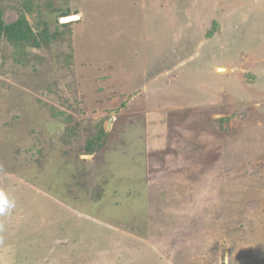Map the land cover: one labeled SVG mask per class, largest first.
Here are the masks:
<instances>
[{"label": "rangeland", "instance_id": "1", "mask_svg": "<svg viewBox=\"0 0 264 264\" xmlns=\"http://www.w3.org/2000/svg\"><path fill=\"white\" fill-rule=\"evenodd\" d=\"M0 7L7 23L22 12L36 34L55 35L41 47L4 39L0 50V168L15 180L24 174L35 189L21 202L26 217H15L20 239L35 216V235L25 236L34 239L4 250L0 264H156L162 254L178 264H264V0H0ZM67 10L80 20L61 25ZM222 100L214 108L189 105ZM152 112L158 118L149 129L157 134L165 120L182 132L210 130L211 142L226 131L222 191L205 180L162 216L151 217L155 203L146 200L141 209H121L123 194L147 190L134 158L147 129L141 117ZM195 120L202 122L187 123ZM101 130L107 148L99 162L85 151ZM16 141L20 157L27 148L33 160L23 168L16 158L19 174L9 163L20 152L12 151ZM91 173L105 190L94 192L98 202L84 196ZM62 183L75 192L66 191L65 209L42 195L62 197ZM64 214L76 241L51 244L48 255L52 219ZM38 215L51 225L42 227ZM183 220L190 232L182 233ZM160 239L166 248L155 249Z\"/></svg>", "mask_w": 264, "mask_h": 264}, {"label": "crops", "instance_id": "2", "mask_svg": "<svg viewBox=\"0 0 264 264\" xmlns=\"http://www.w3.org/2000/svg\"><path fill=\"white\" fill-rule=\"evenodd\" d=\"M216 75L219 78L223 77V75L217 73V70H216ZM222 86L223 85L221 84L220 87L217 88L218 92L219 91H221V93L225 92V90L222 91L223 90ZM157 89L160 90V88H157ZM154 90L155 89H153V91ZM143 91H148V89H146V86L144 87ZM223 103H224V100H222V103L221 101H218L217 103L214 102L212 105L210 104V102L195 104V105H193V103L191 104L189 103V105L192 106L193 108L197 106H203V104H208L210 108H214V107L221 106ZM157 112H161V111H157ZM215 116L216 115H212V118L214 119ZM157 118L158 117H154L153 112L151 114H143L141 119L145 123H147V129L145 130L144 128L143 130L140 131L138 137L139 139L142 138V145L139 148L137 146V149L135 150L137 154L134 158V161L135 163L141 166V171L137 176V181L141 180L143 184V188H147V190L144 195H141V192H140L141 190L133 192L131 189V192L129 191L128 193L123 194L122 203H121L122 205L121 209L123 208V211H124L127 205H130L132 209H137V208L141 209L142 201L144 202L146 200L147 202H152V203L154 202L155 204L152 206L150 205L151 209H149L151 210V212H153L151 214V217H155L156 215L161 213L164 207L175 209L179 206H183L184 204L183 205L181 204L183 201H185L186 197L185 199H183V201H181L180 195L187 196V194L190 192L189 189H191L192 186L202 185L205 182V180H212L213 182L208 181V183H212L213 186L216 187L217 193H219L221 189L220 187L223 186L222 183L223 181H225V177H226L225 172H224V168L226 164H225V161H223L226 149L224 148L223 141L218 139L214 142H211V140L209 139L211 135L210 130H205V132L201 130L202 132L196 131L195 133L193 129H190L188 132H182V129L180 130L181 126H174L172 124L170 125L171 121L167 122V120L162 121L163 123L161 126H159L160 128V129L158 128L159 130L156 128V130L160 132L159 134H157L155 131H150L149 129L150 122L153 124L154 121H157ZM130 121L131 120H128L126 122L129 123ZM133 121H137L136 118H134ZM201 122L196 120L197 124ZM187 123L192 124L193 122L191 121ZM173 126L177 130L173 129ZM16 134L18 135L17 132ZM194 135L196 137L199 136L200 137L199 140L198 139L195 140ZM60 139H61V134L57 138L58 146L60 144ZM17 146L19 145L16 141V146L12 148V151L20 150V152L14 153L15 155H12L13 159L12 160L10 159L9 163L15 169L14 171L17 170V173L19 174L17 167L22 165L24 168L29 163L32 164L33 160L30 161V157L28 156L29 153H26L27 148L24 151L25 152L24 156L20 157L19 154L21 152L23 153V151L20 146H19L20 148H16ZM58 151H59V148H58ZM127 156L128 158H125V159L122 158V160L126 162H130L131 157L129 155ZM16 158L17 160L21 161L20 162L21 165L20 164H17V166L13 165V161ZM59 160H60L61 166L65 164L63 163L65 162V156L61 155L60 153H59ZM100 161L101 159L99 158V162ZM97 163L98 162L96 158L95 160L93 159L89 162V164L92 166L97 165ZM76 164H78V162ZM95 170L96 168L94 167L93 170L91 171H95ZM209 171H215L213 174L214 175L213 178L204 177ZM100 174L101 173H98V175ZM19 175L15 174V177H16V180H15L12 172L6 173V172H3L0 168V256L4 250L12 248L15 242L17 241H19V243L20 242H24V243L27 242L28 244L29 242L31 243L34 238L33 239L31 238V240H28L29 241L28 242L26 241L25 236L29 235L30 237L32 235H35V230L33 226L35 216L30 218L28 221L29 227L31 228L29 227L26 228L25 226L20 228V229L24 228L21 233L22 236L20 239H18L19 234L16 233L18 224H16L17 221H15V217L18 216L21 219H24L26 217L25 212H24L25 209L22 207V203L25 204V202H27L26 201L28 198L27 196L30 195L31 191L35 190L33 186L26 183L28 182L27 179L22 178L24 174H19ZM75 176L76 175H74V178ZM90 176H91V184L93 187L90 188L91 192L90 193L86 192L84 196L88 199L90 198L98 202L97 200H100V199H97V197H94L93 190H96L99 186L97 185L98 184L97 182H95L97 183L95 184L92 181V177H95V175L93 174L92 176V173H91ZM107 177L103 178V180L106 179ZM110 177L111 178L108 179L106 183H104V185L107 188L111 184V180L114 178L113 175H110ZM127 177H133L132 173L127 174ZM119 183L121 182H116V183H113L112 185H116ZM131 183L133 182H130L127 185L132 188ZM133 184L134 185L136 184L134 188L136 187L138 188L139 186L138 182L133 183ZM61 186L63 189L62 197L58 196L54 198L50 196L49 194H47L45 191H42V195L47 196V198H51L56 204L58 203V205H61V207L65 209L66 191H69L70 194L74 193V196H75V192H72L71 190H69L68 187H66L64 183H62ZM58 189H59V186H58ZM192 190H194V188ZM24 192L26 194L25 196L23 195ZM103 192H105V190H103ZM112 194H115V192L113 191ZM20 198L21 200L19 201ZM116 205H118V203ZM183 208L185 207H182V209ZM18 209H21L20 214H18ZM171 215L172 214H169L168 217H170ZM158 216H162V215H158ZM37 217L40 218V215H38ZM81 217L85 218L87 216L81 215ZM175 217L177 216L175 215ZM87 218L89 219V217ZM40 219L43 225L42 227H45V225H48V226L51 225V222H49L48 220L46 221V218L43 217ZM183 219H185V217H183ZM52 220L54 221L57 220L56 221L57 229L54 232H51L49 234L50 243L46 247V249H48L46 254L48 255H50L49 247L51 244L53 245L56 244V246L53 247L52 250H54L55 248L60 249V247H63L65 249L67 238L70 239V242L75 243L74 240L76 241V235H72L70 232L68 233V235L66 233V215L65 214L63 217L60 218V220L55 219V218H53ZM186 223L187 222L183 220V228L190 227ZM58 224H60L59 229H58ZM185 228L182 230V233L190 232L189 229H185ZM44 229L42 230L44 231ZM42 230H40L39 233H43ZM177 233L178 232H176V234ZM159 242H160V244L158 243L159 246L155 249L166 248V247H162L161 239ZM19 245L20 244H18L16 247H18ZM30 248H33V246L31 245ZM73 248L76 250L78 249L82 250L83 246L82 248L76 247V246ZM163 256L165 255L162 254L160 257L161 258L160 261L156 262V264H178L176 259L171 258L169 256H165V257ZM127 264H131V263L129 262Z\"/></svg>", "mask_w": 264, "mask_h": 264}, {"label": "trees", "instance_id": "3", "mask_svg": "<svg viewBox=\"0 0 264 264\" xmlns=\"http://www.w3.org/2000/svg\"><path fill=\"white\" fill-rule=\"evenodd\" d=\"M69 15H71V12L67 10L66 12L62 13L61 17H66ZM4 39L11 43L28 44L32 47H41L42 43L52 42V40L55 39V35L48 36L47 33H43L41 35L36 34L29 20L27 19L25 14L22 12L18 14V18L15 21L7 23L4 19V12L2 8L0 7V50L2 48V42ZM192 122H193L192 124H195V125L197 124L196 120ZM219 130L213 133V135H215L216 138L218 136L217 140L220 139L221 141H223L224 148L226 149V141L224 142V139H226V133H225L226 131L220 128ZM106 137H107L106 131L101 130L100 135L96 139L94 140L92 139L91 141H88L85 154H89V155L96 154L101 159L102 157L100 155H102V152L107 148ZM226 153L227 152L225 151L224 159H226ZM77 162L78 161H76V163ZM78 164H80L82 167L81 161H79ZM82 170L83 168H80L77 171L76 176L80 175V173H82ZM97 190L98 192H100V195H101L103 188L99 186L96 190H93V193ZM86 192L90 193L91 189L88 188Z\"/></svg>", "mask_w": 264, "mask_h": 264}, {"label": "water", "instance_id": "4", "mask_svg": "<svg viewBox=\"0 0 264 264\" xmlns=\"http://www.w3.org/2000/svg\"><path fill=\"white\" fill-rule=\"evenodd\" d=\"M80 18L81 17L79 15H69V16H66V17H61L59 19V23L61 25L69 24V23L76 22V21L80 20Z\"/></svg>", "mask_w": 264, "mask_h": 264}]
</instances>
